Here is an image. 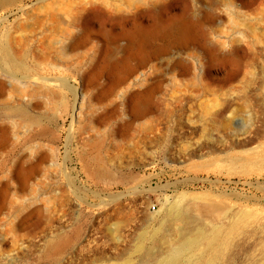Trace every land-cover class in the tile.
Instances as JSON below:
<instances>
[{
	"label": "rangeland",
	"instance_id": "rangeland-1",
	"mask_svg": "<svg viewBox=\"0 0 264 264\" xmlns=\"http://www.w3.org/2000/svg\"><path fill=\"white\" fill-rule=\"evenodd\" d=\"M72 1L0 0V264H157L187 236L181 264H263L264 0ZM53 12L66 21L42 23ZM177 18L188 49H125L136 23ZM145 52L127 83L144 71L154 89L122 134L135 113L95 96ZM21 159L40 160L29 181Z\"/></svg>",
	"mask_w": 264,
	"mask_h": 264
},
{
	"label": "bare ground",
	"instance_id": "bare-ground-1",
	"mask_svg": "<svg viewBox=\"0 0 264 264\" xmlns=\"http://www.w3.org/2000/svg\"><path fill=\"white\" fill-rule=\"evenodd\" d=\"M139 1L137 2V4L141 3ZM71 2H73V1L71 0ZM75 2L78 4L77 6L86 5L88 3H89V5L93 4L92 0H77V1L75 0ZM133 2H132V4H133ZM102 4H107V3L105 1H102V2H100V5H102ZM110 4L112 6V3H110ZM94 6H96V4ZM64 15L68 16L66 13ZM65 19L66 18H64L63 16H60L59 13L53 12V13H50L49 15H46V17L44 19H42V23H44V24L49 23L50 24V23H53L54 21L63 23L66 21ZM193 23H194V21H192V20L190 21V19L188 20L186 18H177L170 25L159 24V26L153 31H148V29L141 26L139 23H136L135 28L128 31V36H127L128 37L127 38L128 43L126 41L127 44H126V46L124 45L125 49H129V51L130 50H136V49L142 50L148 46V43H149L151 38H153L157 34H162L163 36L174 38V41L178 40L179 42H181L182 51H184V50L188 49L189 45H190V44L188 45L187 41H189V38L192 37L191 35L193 33V30H194V24ZM81 33L82 32H80L78 35L73 36V38L71 40V44H69L70 47H74L76 44H81L80 39L83 35ZM171 43H174V42H171ZM175 43H176V41H175ZM163 50L165 51L167 49L165 48ZM1 53L3 55V59L5 60V64L7 66L21 67L22 63L13 58V54H11V50L9 47L2 48ZM132 53H134V52H132ZM157 54H158V52H157ZM148 62H149L148 56L146 55V52H145V54L141 57L140 61L136 65H131V64L127 63L128 65H126V69L124 71H120L116 74L114 84L111 85L105 91H104V89L101 90L95 96L99 100H101V99L104 100V102L102 103V107L104 109L111 108V111H116L123 104V105H125L126 108H128V110L135 113V117H133L132 120H130L128 123H126V126L124 128H120V132L122 134L127 129L129 124H131L137 117L146 115L145 103L148 99V95H150V93L154 89V84H151L150 86H148L146 84L148 82V78H150L149 80H152L153 78L148 77L147 75H145L144 71H141L142 74L140 76H135V78L132 81H130L129 84L127 82L141 67L146 66L148 64ZM100 67H101L100 64H98V63L94 64L92 66L91 70L86 75V77L87 78L91 77L96 72L99 73ZM0 84H2V79H0ZM123 85H125V87L127 89L123 90L124 89ZM137 87L138 88L139 87L140 88L145 87V88L136 90L135 88H137ZM104 92H106V94L104 96H102V94ZM113 94L117 95L120 98V101H118L115 98L112 99L111 101H109L111 95H113ZM121 108L122 107H120V109ZM127 144H129V143H127ZM39 161H37L35 163L25 164V161L23 159H21L16 163L13 174L16 176H19L21 178V180H23V181H29L34 176V174L36 173V169L39 166ZM121 195H122V193H118V194L112 195V197H115V196L120 197ZM180 213H181V210L178 209L177 207H174L169 212V215L177 217L180 215ZM181 240H182V237H181ZM222 242H223V239L221 237V231H216V232L214 231V233L208 238V244L212 245V246L214 245V246L218 247L219 244H221ZM198 244H199L198 239L196 237H191V236L188 237L187 236L182 240V242L180 244L173 246L166 254H164L162 256L160 255L161 257L159 259L157 258L158 259L157 264H181V262L184 259V256L187 253H189L190 251H192L194 248H196ZM150 251H152V250H149L148 252H150ZM154 254H155V252H154ZM150 255H152V254H150ZM152 257H154V256H152ZM204 264H216V259L213 256V258H211V259L209 258L207 261H205ZM263 264H264V262H263Z\"/></svg>",
	"mask_w": 264,
	"mask_h": 264
}]
</instances>
